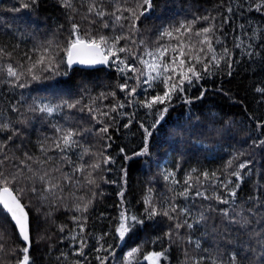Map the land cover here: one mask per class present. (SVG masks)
I'll list each match as a JSON object with an SVG mask.
<instances>
[{
    "label": "trees",
    "instance_id": "16d2710c",
    "mask_svg": "<svg viewBox=\"0 0 264 264\" xmlns=\"http://www.w3.org/2000/svg\"><path fill=\"white\" fill-rule=\"evenodd\" d=\"M89 2L90 0H74L79 9L74 13L62 7L60 0H38L37 4L29 8H24L21 0H0V48L12 53L11 59H0V68L8 64L17 68L24 64L26 67L29 61L25 53L35 57L37 50L49 42L62 49L68 42L74 24L80 26L81 35L89 30L92 35L109 36L122 31L119 25L115 26L116 31L113 33L111 28H102L99 21L95 25L90 24L84 18ZM115 2L116 0H103V6L110 11ZM258 2L260 0L152 1L151 10L138 21L140 31L136 37L137 44L140 39H144L149 50L168 43L175 44V40L169 42L167 39H159L165 28L199 17H215V35L222 43H214V47L218 53L224 48L229 50L232 68L229 75L227 64L222 60L218 68L210 69L211 74H204V78L194 81L193 86L185 84L184 95L192 102L185 103L179 93L173 97L164 119L152 129V136L147 140L149 155H135L145 146V136L140 125L149 127L159 115L157 109L164 105H156L152 110L142 107L138 102L129 106L127 102L131 98L118 87L125 82V77L115 70V65H111L110 70H83L68 68L61 63L57 74L45 72L41 80L29 81L24 88L13 87L6 82L11 78L0 76V124L7 123L18 133L14 135L12 131L0 130V144L7 143L4 151L13 157L8 163V172L16 171L19 164L16 157L24 159L23 153L40 160L45 159L41 146H52L57 135L54 125L92 127L93 130L103 126L92 120L87 111L81 112L78 109H64L51 117L30 112L28 109L34 100L52 103L81 100L83 104L93 105L103 111H108L111 106L121 102L125 104L123 109L111 113L114 119L100 117L110 124L108 135L111 139H101L100 136L89 134L81 138L84 147L96 154L95 157L85 156L84 162H101V170L94 174L96 185H88L77 174L81 184L65 186L61 193L64 196L62 201L56 200L51 194L42 193V185L38 181L35 183L37 192L30 190L33 184L27 180L12 185L14 191L25 189L19 194V198L31 215V264H76L77 261L80 264H100L97 256H107L108 264H124L127 251L136 248L141 251L134 256L132 264H149L143 259L144 255L165 250L168 259L161 261V264H192V260L201 255L204 256V264H211V258L222 253L220 259H227L231 250L239 247L240 239H234L232 244L227 242L225 229L231 228L233 237L237 231L246 230L227 225L215 213H208L213 217L209 224L217 229L215 232L209 229L205 233L203 226L198 225L191 231L180 229V236L177 237L172 227L173 222L164 216H157L152 220L145 219V224L137 226L123 242L115 239L114 234L122 210L146 216L147 205L144 200L149 195L156 205H164L171 199L181 207L187 206L194 216L200 211L207 213L209 205L216 209L229 207L215 200H186L176 195L186 187L184 180L189 174L197 176L205 171L209 174L215 172L220 181H235L230 173L239 170V164L250 162L242 173L243 182L237 190L235 203L246 209L252 203L250 196H259L264 200V146L256 147V142L264 139V93L256 90L264 88V12L255 11V3ZM229 7L232 8L231 13L227 11ZM105 21L110 25L114 24L111 17L106 16ZM121 23L126 24L127 21ZM208 24L209 21L197 19L193 31L207 27ZM195 39L193 37L194 41ZM125 44L126 41H120V45ZM249 44L252 45L250 49ZM128 46L133 49L137 47L131 44ZM248 51L253 53L251 57L246 54ZM142 54L143 48H140L137 55ZM64 56L62 50H57V60ZM133 62L129 58V63ZM127 82L130 85L135 83L133 80ZM162 91L163 86L159 84L147 92L144 88H138L136 99L142 101L145 96L150 97ZM113 92L114 97L110 95ZM201 92L203 96L198 99ZM101 93L106 98L96 99ZM14 108L19 111H14ZM9 137L11 139H7ZM80 151L81 149H76L70 153L74 161H79ZM47 155L54 158L51 162L54 166L59 153L49 151ZM108 156L114 162L104 164L103 157ZM229 161H232L231 168L228 166ZM28 163L35 171H43L41 165L32 161ZM43 167L50 168V165L45 164ZM193 169L197 171L193 173ZM69 170L68 166H64V172ZM167 172H175V180L179 183L173 184L171 178L165 180ZM24 175L30 174L25 170ZM52 175L57 177L59 173ZM197 187L208 195L213 192L226 195L218 182L213 187L210 182L203 181L202 186ZM195 190L193 188L192 191ZM120 192L124 193L123 207ZM78 197L83 200L77 199ZM89 199H93V202L88 211L83 213L86 223L84 231L80 232V225L73 217H81V213L74 208L76 204ZM7 220L0 213V225L6 228L5 239L0 241L4 243V251L0 252V264H15L23 241ZM253 226L256 229L264 228V220ZM170 230L174 233L172 241L165 235ZM72 236L77 239L73 240ZM189 236L193 241L199 240L201 249L208 251L193 250L194 246L187 243ZM81 238L86 240L87 246L83 249L84 255H76L80 250ZM241 239L246 240L247 236ZM101 244L105 247L110 245L115 256L96 251ZM13 248L16 249L15 255H12ZM186 251L189 253L188 257L185 256ZM209 253L212 257H209ZM256 264H260L259 256Z\"/></svg>",
    "mask_w": 264,
    "mask_h": 264
},
{
    "label": "snow or ice",
    "instance_id": "6c2138e0",
    "mask_svg": "<svg viewBox=\"0 0 264 264\" xmlns=\"http://www.w3.org/2000/svg\"><path fill=\"white\" fill-rule=\"evenodd\" d=\"M24 8H29L38 3V0H21ZM60 4L65 9L71 12H78L74 0H60ZM84 6V5H81ZM152 0H116L112 9L106 10L103 6V0H90L86 7V13L84 18L89 21L90 24L95 25L99 21V24L104 29H109L115 33L116 25L122 30L119 34L114 35H92L91 30L81 35L80 26L74 24L70 33L68 42L65 47L60 49L59 45L53 46L52 42H49L46 46H41L37 50L35 57L25 53L29 64L25 67L24 64H20L19 68L14 67L12 64H8L6 67L0 68V76L6 75L11 78L10 81L13 87L24 88L27 87L29 81H39L42 79V74L45 72L57 74V69L61 63L71 68L73 65H115L116 71L125 77V82L118 85L122 92H125L131 99L128 100V105L133 103H140L144 108L152 110L156 105H164V107L157 109L159 115L157 119L149 126L145 127L141 124L145 136V146L141 152L135 155L145 156L149 155V149L147 147V140L152 136V129L164 119V114L168 111V106L171 105L173 97L179 93L185 103L190 104L192 101L188 99L185 93V84L193 86L194 81H199L204 78V74H211L210 69L218 68L220 62L223 60L227 64L229 69L228 74L231 75V55L227 48H224L220 53L214 47V43H222L216 37L215 17L204 16L197 19H203L209 21L207 27H203L199 30L193 31L194 25L197 19H193L190 22L180 23L178 26L165 28L159 39H167L169 42L175 40L176 43H168L162 46H157L154 50H149V47L144 39L139 40L137 44V33L140 29L138 21L142 16H145L152 8ZM251 7V5H249ZM229 13L232 12V8L227 9ZM255 11L264 12V0L255 3ZM127 13V15H125ZM111 17L114 20V24L110 25L105 21V17ZM127 21V23H121ZM226 22V21H225ZM195 37V41L193 40ZM126 41L125 45H120V41ZM136 45L135 49L128 45ZM243 41H241V45ZM241 45H237L240 47ZM251 44L248 45L250 49ZM140 48H143V54L137 55ZM57 50H62L65 56L57 60ZM125 54L121 56V54ZM249 57L253 55L251 51L246 53ZM12 53L5 52L3 48H0V59H11ZM149 57L150 59H145ZM167 57V59H165ZM131 58L133 63H129ZM140 65V66H137ZM199 66V67H198ZM132 73V75H128ZM67 74L66 72L64 73ZM51 78V77H43ZM133 80L134 84L130 85L127 81ZM157 84L163 86L162 92H156L152 96H145L142 101L136 99L138 88H144L147 92L148 89L154 88ZM258 92L264 93V88H257ZM111 96H115V93H110ZM203 92L199 98H202ZM106 95L101 93L96 99H104ZM125 104L123 102L118 103L115 106H111L108 111L100 110L93 105H85L81 100L74 102L62 101L60 103H52L45 100H34L29 107V111L33 113L43 114L44 116L51 117L55 113L68 109H78L81 112L87 111L92 120L97 124H102V127H79V126H55L56 138L53 140L51 147L41 146V151L45 155L44 160L37 159L28 153H23L24 159L16 157L19 164L15 172H8L7 166L9 161L13 160V157L8 155L5 149H7V143L0 144V213H3L7 218V222L10 223L17 231L18 237L23 241V247L19 248L20 255L18 256L15 264H31V258L29 255L31 247L30 228H29V213L25 211V205L21 203L19 194L25 189L19 188L18 191H14L12 185L18 181L24 180L32 182V192H37L35 183L38 181L42 188V193L51 194L56 200L62 201L65 186L81 184V180L77 178V174L84 178V181L88 185H96L95 173L101 170V162H84L85 156L95 157V153L91 152L90 148L84 147V143L81 140L85 134L100 136L101 139H111L108 135L110 124L104 122L100 117L114 119L111 116L112 112H117L119 109H123ZM14 111L19 109L14 108ZM131 121H129L130 123ZM129 125H125L128 127ZM0 130L12 131L13 134H18L16 130L10 128L7 123L0 124ZM11 139V137L7 138ZM110 146V145H106ZM264 146V139L256 142V147ZM76 149H81L79 153V161H74L70 153ZM49 151H55L59 155L55 158V165L52 166L51 162L53 157H49L47 153ZM102 155V154H101ZM131 159L132 157H127ZM41 165L42 172L35 171L31 164L28 162ZM114 161L110 156L103 157V163H113ZM250 162L241 163L238 165L239 170H234L230 173L235 181L228 179L220 181L217 173L202 172L197 176L189 174L184 184L186 187L182 191L176 193V195L183 197L184 199L202 198L204 200H215L219 204L228 205L229 207L216 209L211 205L208 206V212L200 211L198 215L194 216L187 206L181 207L172 202L170 199L164 205H156L153 203L151 195L145 198L144 203L147 205L145 209V217L129 214L126 210H122L119 214L118 227L115 229L114 238L120 242H123L129 233L133 232L137 226H143L145 219L152 220L157 216H164L169 221L173 222L172 227L175 229V235L180 236V229H187L189 231L196 228L198 225H202L205 233L210 229L211 231H217L216 228L209 224V221L213 218L208 213H215L222 218V222H227L229 226H237L238 229L246 231H237L236 236L231 234V228H226L227 242L232 244L234 239H240L239 247L231 250L227 259H220L222 253L218 254L215 258H211V264H256L257 257H260V264H264V228L256 229L254 223H259L260 220H264V200H261L259 196H250L249 200L252 201L246 209L240 208L237 205V190L243 182V171L249 166ZM45 164H49L50 168H44ZM64 166H68L70 169L68 172H64ZM228 166L232 167V161L228 162ZM30 175L25 176L24 171ZM197 170L193 169L195 173ZM53 173H59V176L54 177ZM165 180L171 178L173 184H178L179 181L175 180V172H167ZM203 181L210 182L211 186L215 187V183L218 182L220 187L224 189L226 195H220L213 192L212 195L201 192L197 185L202 186ZM231 186V187H230ZM193 188H196L193 192ZM151 193V189H149ZM74 195V193H72ZM93 194V199H94ZM123 192H120L121 206L123 207ZM47 198V197H43ZM77 199L83 200L82 197ZM93 199L84 201L82 204H76L74 210L81 213V217H73L80 225V232L84 231V223L86 219L83 218V213L88 211L89 206L92 204ZM83 221V222H81ZM250 229V230H247ZM63 231V228H61ZM6 228L4 225H0V241L5 239ZM169 241L173 240L174 233L172 230L165 233ZM247 236V239H241ZM73 240H76V236H72ZM103 239V237H101ZM187 243L193 245V250H200L207 252V249H201V242L199 240L193 241L191 236L188 237ZM80 250L76 252V255H84L83 249L87 246L86 240L81 238L79 240ZM4 251V243L0 242V252ZM96 251L106 252L111 256H115V252L109 245L105 247L101 244ZM141 251L140 248H136L128 253V260ZM16 254V249L13 248L12 255ZM185 256L188 257V251L185 252ZM209 257L212 254L209 253ZM97 260L100 264H108L107 256H97ZM144 260H147L149 264H161V261L167 260L168 257L165 251H153L143 256ZM76 264H80L79 261ZM192 264H204V256L194 258Z\"/></svg>",
    "mask_w": 264,
    "mask_h": 264
},
{
    "label": "water",
    "instance_id": "95a60500",
    "mask_svg": "<svg viewBox=\"0 0 264 264\" xmlns=\"http://www.w3.org/2000/svg\"><path fill=\"white\" fill-rule=\"evenodd\" d=\"M74 67L75 68H79V69H83V70H96V69H107V70H110V66L109 65H103V64H97V65H93V66H89V65H73L72 68H74ZM21 203L24 204L22 201H21ZM25 211H27L29 213V211L27 210L26 207H25ZM29 228H30V238H31V247H30V252H31V249H32V227H31V215H30V213H29ZM30 252H29V255H30Z\"/></svg>",
    "mask_w": 264,
    "mask_h": 264
},
{
    "label": "rangeland",
    "instance_id": "374dc122",
    "mask_svg": "<svg viewBox=\"0 0 264 264\" xmlns=\"http://www.w3.org/2000/svg\"><path fill=\"white\" fill-rule=\"evenodd\" d=\"M130 251H127V253H126V255H125V262H124V264H132V262L134 261V257L132 258V260L131 261H129L128 260V253H129ZM146 261V260H145ZM148 262V261H147ZM149 263V262H148Z\"/></svg>",
    "mask_w": 264,
    "mask_h": 264
}]
</instances>
